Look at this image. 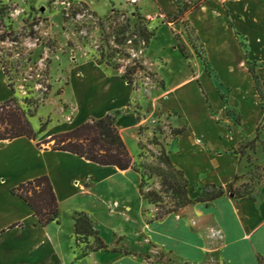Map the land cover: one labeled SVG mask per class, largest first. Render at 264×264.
<instances>
[{
	"label": "crops",
	"instance_id": "crops-1",
	"mask_svg": "<svg viewBox=\"0 0 264 264\" xmlns=\"http://www.w3.org/2000/svg\"><path fill=\"white\" fill-rule=\"evenodd\" d=\"M152 1L154 10L144 12L138 0L139 11L158 19L159 27H167L165 47L184 59L188 69L184 75L166 74L167 59L162 53L155 57L163 60L161 67L153 69L163 87L152 90L150 96L158 100L160 116H168L169 126L182 128L168 139L167 155L190 184H228L242 171L236 148L254 132H264V0H184L192 5L179 20L175 19L181 8L178 0ZM181 19L201 45L207 68ZM176 37L186 57L178 50ZM69 67V74L54 83L45 99L57 96L58 104L66 106L62 110L66 118L51 124L49 112L52 120L42 131L40 121L35 126L29 118L35 139L0 140V264H84L88 256H94L96 264H152L114 247L110 252L106 246L84 255L77 252L73 217L78 212L93 216L80 201L94 190L100 204L107 206L118 189L109 179L138 173L37 143L90 117L115 114V124L133 159L139 122L130 106L137 91L120 72L93 59L78 60ZM17 96L0 64V102ZM40 175L49 178L58 203L57 220L46 225L39 224L28 203L11 192L19 183ZM257 191L255 197L222 195L208 203L186 204L141 225L138 217L139 231L182 260L201 264L211 256L216 264H257L258 255L264 258V178Z\"/></svg>",
	"mask_w": 264,
	"mask_h": 264
},
{
	"label": "rangeland",
	"instance_id": "rangeland-1",
	"mask_svg": "<svg viewBox=\"0 0 264 264\" xmlns=\"http://www.w3.org/2000/svg\"><path fill=\"white\" fill-rule=\"evenodd\" d=\"M139 1L144 12L154 10L152 0ZM178 2L185 9L183 17L192 3ZM137 3L138 0L135 4L130 0H0V64L12 89L17 91L16 103L29 114L35 126L39 121L53 119V124L66 118L62 112L66 106L58 104L57 96L51 94L48 100L45 99L54 83L69 74V64L93 59L120 72L137 91L130 106L139 122L135 138L137 149L132 159L138 176L127 173L109 179L110 183L118 185V189L112 194L115 199L108 200L107 206L100 204L94 190L92 196L80 201L81 206L93 214L89 218L108 252L114 247L152 264H200L164 251L139 231L143 222L183 207L180 201L185 191L191 200L188 204L199 202L197 198L205 185L190 184L183 172L167 159L166 144L177 127L169 126L168 116H160L162 110L158 100L150 96L152 90L163 87V81L153 70L155 65L161 67L163 60L155 57L162 53L167 59L166 74L184 75L187 65L170 47H165L169 39L167 27H159L158 19L142 15ZM186 24L185 33L190 34L189 41L203 65L204 51ZM152 30L154 38L150 43H144L140 32ZM176 38V44L180 43L179 37ZM133 67L136 70L131 72L129 69ZM250 69L254 71V66ZM123 134L132 146L128 133ZM41 145L51 146L52 141ZM235 152L241 157L242 171L233 181L222 185L225 186L223 195L255 197L257 186L264 178V132L258 130L251 134ZM139 188L144 193L152 191L149 197L153 201L144 198ZM209 237L212 238V231ZM90 245L92 237L89 236L86 241L78 242L77 252ZM95 260L94 256H88L83 263L96 264ZM201 264H216V258L209 256ZM257 264H264L260 255Z\"/></svg>",
	"mask_w": 264,
	"mask_h": 264
},
{
	"label": "trees",
	"instance_id": "trees-1",
	"mask_svg": "<svg viewBox=\"0 0 264 264\" xmlns=\"http://www.w3.org/2000/svg\"><path fill=\"white\" fill-rule=\"evenodd\" d=\"M184 10L182 7L179 8L175 19L182 17ZM183 25L186 27V22H183ZM146 32L142 31L139 34L143 37L144 43H148L155 36L154 30ZM188 37L190 38V34H188ZM176 46L180 53L186 57L184 45L177 43ZM192 47L198 55L194 45ZM202 61L205 68H207L205 57L202 58ZM97 63L100 64L101 62L97 61ZM138 67L141 68V65H138ZM129 70L134 72L136 68L133 67ZM46 124V121L40 123L39 131H42ZM181 130L182 128H177L173 131V134L175 135L181 132ZM35 135L36 132L29 121V114L16 103L14 97L0 102V140L12 139L18 136L35 139ZM49 141H52V145L50 146L52 149L74 153L99 165H113L120 170L132 168L136 171L132 166L133 163L129 150L115 124V114H105L97 118L90 117L70 130L53 134L48 139L39 141L37 145L41 146L42 143ZM206 188H211V190ZM224 188L225 186L222 185L205 184V189L197 198V201L208 203L222 196ZM11 192L20 196L28 203L39 224L46 225L51 221L57 220L58 203L52 185L46 175H40L21 182L14 186ZM139 193L144 198H147L149 202L153 201L149 197V194L153 193L152 191L144 193L139 188ZM230 193H233L231 189ZM190 201L185 191L180 201V206H185ZM175 210L176 208L171 209L167 213ZM73 219L76 244L81 240L86 241L89 236L92 237V245L83 250L81 255L104 248L105 245L99 235L98 229L94 227L86 213L78 212ZM16 224L14 223L11 226Z\"/></svg>",
	"mask_w": 264,
	"mask_h": 264
},
{
	"label": "built area",
	"instance_id": "built-area-1",
	"mask_svg": "<svg viewBox=\"0 0 264 264\" xmlns=\"http://www.w3.org/2000/svg\"><path fill=\"white\" fill-rule=\"evenodd\" d=\"M130 2H131L132 4H135V3L137 2V0H130Z\"/></svg>",
	"mask_w": 264,
	"mask_h": 264
}]
</instances>
